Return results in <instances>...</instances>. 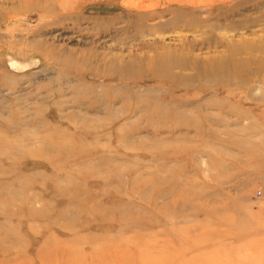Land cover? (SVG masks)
<instances>
[{"label": "rangeland", "instance_id": "1", "mask_svg": "<svg viewBox=\"0 0 264 264\" xmlns=\"http://www.w3.org/2000/svg\"><path fill=\"white\" fill-rule=\"evenodd\" d=\"M1 3L0 264H264L262 88L201 91L192 65L173 72L193 85L169 93L154 78L97 73L107 57L163 45L205 59L226 37L258 43L264 0ZM40 47L82 58L56 65ZM147 88L188 109H159Z\"/></svg>", "mask_w": 264, "mask_h": 264}, {"label": "bare ground", "instance_id": "2", "mask_svg": "<svg viewBox=\"0 0 264 264\" xmlns=\"http://www.w3.org/2000/svg\"><path fill=\"white\" fill-rule=\"evenodd\" d=\"M0 12H4V13L7 12V10L3 7V3L0 4ZM258 41H259L258 43L252 40L237 42L232 37L223 38L221 40L220 46L225 47L224 52L217 51L218 55H214V56L210 55L207 56V58L205 59L195 54H193L192 57L187 56L186 53L184 52L185 49L184 46H181L180 48L177 49V48H172L171 46L168 45L161 46L160 49L157 50L155 54L152 55L151 57L138 56L135 54H129L128 58H125L122 55L107 57V58L105 56L104 57L102 56L103 58H106L107 61L109 62V69L103 67V69H98L97 73L101 74L104 77H107L110 80L137 81L140 79L154 78L157 79L158 81L163 82V84L166 83L165 85H168V87L166 86L168 93L171 92V89H174L175 87H179L181 85L188 87L192 86L193 83H191V81H192V77L194 76L195 79L199 82L196 88L201 89V91L203 90L210 91L212 90L213 87H217V85H221V84L231 86L232 83H236V85H239V87L246 89L248 93L253 92L254 89L257 90L258 88H262V90L264 91V67H263L264 37L259 38ZM257 49L262 50L263 53L262 57H251L250 59H246L243 57V54H250L251 51ZM177 51H178V55L175 53ZM40 53H43L44 56H46L56 65H60L62 64V62H66L68 60L69 61L72 60L74 62H80L82 58V56L79 53L69 50L64 52L58 51L55 57L53 56L51 57L49 50L46 48H41ZM65 55H69V57H66ZM99 55L100 54H98V56ZM84 56L94 57L92 53H89L88 55H84ZM200 60L208 61V63L201 64ZM247 61L251 62L252 64L254 63L257 64L258 69L261 70L262 84L257 88L253 87L252 85L251 82L252 77L250 76L252 72L249 69V66H247L248 65ZM188 65H192L195 70L194 76H189V79H185V77L181 79L179 75L173 72V68L176 66L183 68V67H187ZM125 87L126 89H129L132 86L128 85V87L127 86ZM116 93L117 94L115 96L110 95V99H111L110 105L116 103L118 98L121 97V94L119 92ZM157 93H158L157 91H154L151 88H147L144 93V95H146L145 99H147L148 96H151V99H153L154 97V100H156L160 105L159 109L169 111L167 113L172 112L177 117L178 116L181 117V115L185 114L186 110L184 109H188V107L185 106L187 105L186 102L188 100L173 101L168 97L167 93L165 94V96L158 95ZM161 101L164 102L162 103ZM175 117L174 119H176ZM6 125L12 126V124L8 122L6 123ZM121 137H123L124 139H128V136L120 135L119 138ZM253 137H254L253 134L249 133L244 137V139L249 141L252 140ZM249 150L252 151V149ZM0 153L3 154L6 152L0 151ZM263 166H264V162H263ZM0 172H4L2 166H0ZM156 185L158 184L153 183V187H155ZM183 231L182 233L184 234L185 230ZM179 238L180 239H178L177 237H173V240L177 242L180 241L182 237L179 236ZM198 245L199 244H196L195 246ZM157 247L161 248L163 246H161V244L158 243V241H156L155 243L147 246L143 250V255L145 257H150L152 250H155V248ZM168 248H171V245H168L166 249L164 247V251L162 250L161 251L162 252L167 251L169 253ZM143 259L145 258L143 257Z\"/></svg>", "mask_w": 264, "mask_h": 264}]
</instances>
